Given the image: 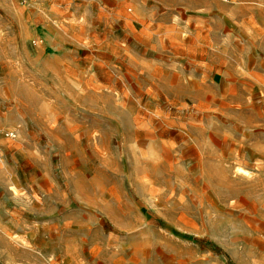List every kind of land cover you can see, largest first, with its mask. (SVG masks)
Returning <instances> with one entry per match:
<instances>
[{
	"label": "rangeland",
	"instance_id": "1",
	"mask_svg": "<svg viewBox=\"0 0 264 264\" xmlns=\"http://www.w3.org/2000/svg\"><path fill=\"white\" fill-rule=\"evenodd\" d=\"M0 264H264V0H0Z\"/></svg>",
	"mask_w": 264,
	"mask_h": 264
}]
</instances>
